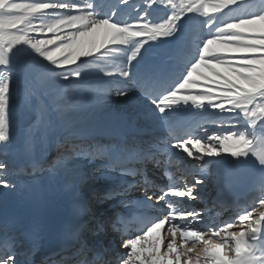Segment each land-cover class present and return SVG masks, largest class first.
Masks as SVG:
<instances>
[{
	"label": "snow or ice",
	"instance_id": "1",
	"mask_svg": "<svg viewBox=\"0 0 264 264\" xmlns=\"http://www.w3.org/2000/svg\"><path fill=\"white\" fill-rule=\"evenodd\" d=\"M160 7L168 11L157 18ZM155 50L167 59H154ZM89 66L96 72H86ZM21 92L35 115L27 153L51 135L67 133L57 159L35 162L29 174L46 169L53 177L65 175L69 156H100L121 174L143 175L127 162L161 165L165 149L169 156L167 183L157 186L145 177L143 198H127L125 186L97 197L124 205L126 216L105 218L82 202L79 211L88 219L64 230L66 238L79 237L80 246L56 264L73 257H80L75 264H264V0H0V150L13 144L14 102ZM113 97L121 111L108 144L77 142L75 121L109 110ZM81 100L95 107L84 111ZM209 123L240 127L207 134ZM156 128L165 134L152 135ZM198 129L206 134L197 135ZM144 136L149 146L137 147ZM210 166H226L229 186L256 177L246 206L227 221L190 203L202 199L205 186L194 173L206 175ZM10 171L0 160L2 199L19 191L6 178ZM244 222L246 228L231 231ZM9 223L14 226L15 218ZM110 232L120 234L118 248L108 240ZM18 235L6 234L0 264H30L17 257L24 242ZM38 236L33 226V253Z\"/></svg>",
	"mask_w": 264,
	"mask_h": 264
},
{
	"label": "bare ground",
	"instance_id": "2",
	"mask_svg": "<svg viewBox=\"0 0 264 264\" xmlns=\"http://www.w3.org/2000/svg\"><path fill=\"white\" fill-rule=\"evenodd\" d=\"M18 96V95H17ZM20 97V96H19ZM23 106L20 105V100L18 101V97H16L14 102L15 112L14 116L19 119L15 120L13 119V124L11 128L12 136L14 137L13 144L9 146L7 149L0 150L4 154L8 155V158L11 160V167L12 168H25L29 167L31 164H34L37 161L43 162L47 161L49 157H52L50 160L57 159V155L53 154L52 152L54 150H57L58 140L60 133L53 134L49 137L47 142L41 147L39 143H36L33 145L30 153H27L25 151V137L26 133L31 129V126L35 123V119L31 121H24L21 117V110H26L28 112H31L34 114L32 108L28 107L25 103V100H23ZM34 101H32L33 104ZM41 103V102H40ZM43 104V103H42ZM240 126H232L230 128H223L222 131H236L237 128ZM112 129V128H111ZM207 134L209 131H211L212 126L207 124L206 126ZM110 129L103 130L104 132H101L102 138L104 141H98L96 142L97 146H105L108 144L110 140ZM152 135H164V129L162 128H156L151 133ZM197 135H205V131H196ZM39 135V132L37 131V136ZM94 136H98V134L89 133L83 135L85 137V142L90 143ZM149 136H144L142 139L137 141V147L147 148L148 145ZM90 141V142H89ZM95 145V144H94ZM175 151V150H173ZM162 156L160 155L158 159H160ZM169 160V157H167ZM172 161H175V157H172ZM67 162H69L68 168L69 173L66 174V176L63 177V175H58L53 177L46 169H40L42 174L39 177V184L38 186L40 199L36 200L33 197L34 190H32L34 187H29L25 182L19 181L18 176L22 174L21 172L18 173H11V179H16V183L19 186V191L15 194H12L8 196L6 199L0 198V236L7 234V228L2 226V216L1 212L3 209H7L8 212H11L14 209L15 211H18L21 209V206L26 205L28 208L30 207V204H34V211L39 214L44 222L48 225H52L53 222L56 219V216L59 213H62L64 208L66 207L67 202L74 196V193L76 191H79V184L76 183L75 179H70L69 175L73 173H78L80 183L82 179H88L89 181L91 178H94L97 183L99 182V185L95 188V192L98 191H104L106 187L111 185V188H116L113 185H120L123 181L122 178H119L117 176L116 172H113L109 170V168L106 167V163L103 162L100 159H96L95 157H89V156H70L67 159ZM154 164V163H153ZM171 170V169H170ZM165 170H160L159 167H157L153 173L158 174L156 177V180H160V178H166L164 175ZM194 175H197L198 178H201L200 174L194 173ZM63 177V178H62ZM203 178V176H202ZM65 180H69L68 182H65ZM192 181V180H190ZM67 183V184H65ZM161 186L165 184V181L160 182ZM110 188V189H111ZM101 189V190H99ZM103 189V190H102ZM4 191L3 189H0V192ZM86 191V190H85ZM92 190H88L87 193H89ZM104 193V192H103ZM142 194V193H141ZM112 200L104 201L100 204L105 203L106 210L111 208L107 202H110ZM125 207L124 205H120ZM26 212V210H25ZM109 216V215H108ZM107 218V217H105ZM222 220L221 222H223ZM246 228L244 226L242 229ZM235 229V228H234ZM231 230V231H234ZM241 228L235 229L236 231H240ZM111 233V232H110ZM115 233V232H112ZM112 246L114 245V240H111ZM54 262L53 258H49L46 263Z\"/></svg>",
	"mask_w": 264,
	"mask_h": 264
},
{
	"label": "rangeland",
	"instance_id": "3",
	"mask_svg": "<svg viewBox=\"0 0 264 264\" xmlns=\"http://www.w3.org/2000/svg\"><path fill=\"white\" fill-rule=\"evenodd\" d=\"M153 7L156 8V6H153ZM156 10L162 11V13H159V14L155 13V16L157 18L163 17L164 15H166V13L168 11V9L166 7H160V8H157ZM85 71L86 72H96V69L89 66L88 68L85 69ZM36 75H39V73H37ZM32 80H35V76L32 77ZM21 87L23 89V86H21ZM17 97H18V101L20 100V105H22L24 102L23 100H25L24 96H23V92L18 94ZM43 100H44V103L48 102L47 97L42 98L40 100V102L43 103ZM73 102H76V101H73ZM35 103L36 102L34 101L33 105ZM79 103L82 105V108L84 111H90L93 107H95L94 102L90 101V100H81V101H79ZM108 104L110 105L109 110L97 112L94 115L79 118L75 121L73 126L79 131V133L98 132V131H103V130L108 129V128H113L116 125L117 120L119 118L121 106L116 102L114 97L108 101ZM226 115H231V114H226ZM72 117H73V113L69 112L67 114V119H71ZM14 119L19 121V119L15 116H14ZM63 134H65V133H63V132L60 133V135H63ZM66 135L67 134H65L63 136V139L61 140V142L58 143V145H57L58 150H54L52 152L53 154L58 156L61 152L64 151V149L61 147V145L63 144L64 138ZM83 135H85V134H83ZM83 135H82V137H83ZM77 142H81V141H77ZM0 157H1L0 160H4L6 163H8L9 160L6 158V157H8V155L6 156V155H4L3 152L1 153V151H0ZM51 159H52V157H51ZM66 164L69 165V162L66 161ZM9 167H10V165H9ZM10 176L11 175L9 174L6 178L11 180ZM64 176H66V174L63 175V177ZM69 177H70V179H75L76 183L79 184V190L80 191L92 190V191H90V193H92L95 191V188L99 185V182L97 183V181L94 178H91L90 181L88 179H82L81 183H80L78 173L70 174ZM92 194L97 196L101 193L96 192V193H92ZM109 203L110 202H107V204H109ZM240 230H242V229H240ZM118 250H122V249H118Z\"/></svg>",
	"mask_w": 264,
	"mask_h": 264
},
{
	"label": "water",
	"instance_id": "4",
	"mask_svg": "<svg viewBox=\"0 0 264 264\" xmlns=\"http://www.w3.org/2000/svg\"><path fill=\"white\" fill-rule=\"evenodd\" d=\"M21 113H22L24 119L27 121L34 119V115L32 113L27 112L26 110H22Z\"/></svg>",
	"mask_w": 264,
	"mask_h": 264
}]
</instances>
